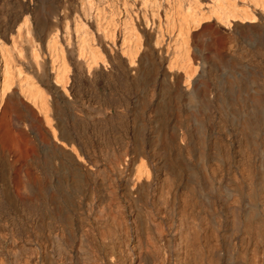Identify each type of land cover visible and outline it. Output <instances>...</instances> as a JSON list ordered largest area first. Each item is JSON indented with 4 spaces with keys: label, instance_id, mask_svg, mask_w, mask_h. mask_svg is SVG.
Returning <instances> with one entry per match:
<instances>
[{
    "label": "bare ground",
    "instance_id": "1",
    "mask_svg": "<svg viewBox=\"0 0 264 264\" xmlns=\"http://www.w3.org/2000/svg\"><path fill=\"white\" fill-rule=\"evenodd\" d=\"M27 10L0 22V116L16 90L39 131L16 158L0 121V264H264V0H82L30 39Z\"/></svg>",
    "mask_w": 264,
    "mask_h": 264
},
{
    "label": "rangeland",
    "instance_id": "2",
    "mask_svg": "<svg viewBox=\"0 0 264 264\" xmlns=\"http://www.w3.org/2000/svg\"><path fill=\"white\" fill-rule=\"evenodd\" d=\"M21 2L22 3L25 2L28 5V10L22 16H20V19L18 21L22 22V24H24L23 25V31H24L23 34L26 33L25 36L30 39V38H34V36H35L34 33H41V32L47 31L49 27L53 30H56L57 28L58 29L65 28V24L73 26L74 21H76V19H78V13L80 11L82 0H0V22L2 23L4 21V18L5 19L7 18L6 16H9V15L11 17L14 16V14L18 12L19 4ZM103 3H106L107 5L105 6V4H103ZM103 3L101 4L103 11L106 10V13H109V11H107V10H109V8H111V7L109 6V8H108V3L106 1ZM113 16H114L113 18L115 20L117 18H119L117 20H120L122 18L121 13L118 14V13H116V11L113 12ZM24 17H26V18H24ZM22 18H24V19H22ZM86 27H87L86 29L89 30L87 25H86ZM83 28H85V25ZM75 31H76V29H75ZM196 34L194 37L197 40H200L201 37L204 36V33L202 31H199ZM87 35H89L91 37V34L89 32H87L85 34L86 37H87ZM214 35H216V33H214ZM247 39H248L247 37H245L243 39H239L240 41H238V45L240 47L242 46L241 47L242 49H246V48L249 49ZM8 43H10V41ZM243 46H244V48H243ZM205 50H206L208 56L211 59H214V57H215L214 46L213 45H210L209 47L205 46ZM188 51H189V53H188L189 57L193 56L192 55L193 54L192 47H190ZM219 77H220V75H219ZM113 78H114L113 80L116 81V74L115 75L113 74ZM204 79H205V77H202V78L200 77L199 81H200L201 85H203V83L205 81ZM114 83L115 82H110V85L113 86ZM221 83H223V82H221ZM97 85L98 86L103 85L102 80H98ZM14 94L15 95H13V98L12 97L6 98L8 101L10 111L6 115V117L0 116V121L2 119L6 118L7 122L9 123V126L12 129V136H11V142L9 143V149L12 151L14 150L13 155L16 158L17 157L22 158L24 156L28 157L29 154L26 153L27 150L25 148V145H27V146L30 145L32 143L31 142V140H32L31 134L32 133L38 134L37 132H39V131L37 130L38 129L36 126L37 123H35L33 117L27 116V118H23V117H20L16 113V110H15L16 105L15 104H17V103L21 104V105H23V104H22V100L20 101L18 92L16 90L14 91ZM172 97L173 96L170 97L171 103H174V100L176 101V99L174 97L173 98ZM172 106L173 107L175 106L172 113L174 116H177L178 114L176 113V111L179 110L180 107H178L179 109L177 108L176 102H175V105L172 104ZM181 108L182 109L184 108L183 110L181 109L182 111L187 110V108L185 109V107L181 106ZM191 109H192L191 107L188 108L189 111L193 112V110H191ZM26 123H27V126L25 125ZM29 125L31 128L28 127ZM26 141H28V142H26ZM19 153H20V155H18ZM18 166H19L18 167L19 169L17 168L16 172L18 175H20L23 173L24 168H23V165L21 163ZM47 191H49L48 188H47ZM0 244H1V238H0Z\"/></svg>",
    "mask_w": 264,
    "mask_h": 264
}]
</instances>
